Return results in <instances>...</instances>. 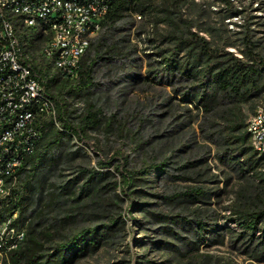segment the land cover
Listing matches in <instances>:
<instances>
[{
  "label": "rangeland",
  "instance_id": "1",
  "mask_svg": "<svg viewBox=\"0 0 264 264\" xmlns=\"http://www.w3.org/2000/svg\"><path fill=\"white\" fill-rule=\"evenodd\" d=\"M150 1L153 5L147 6L144 17L132 13L130 31L125 33L131 62L125 64L122 77L99 87L93 96L72 102V109L80 110L97 99L107 118L91 134L99 156L88 150L90 159H77L75 166L95 168L99 161L111 162L120 153L129 158L131 168L165 162L167 173L157 178L156 172H150L143 193L134 198L136 209L121 187L109 194L115 205L104 217L91 203L82 202L80 218L73 223L50 231L45 227L38 238L39 263L55 259L51 256L57 255L58 246L74 234L121 216L124 227L113 238L86 255L68 256L66 264H264V256L256 255L250 233L243 232L236 215L241 209L251 210L254 205L249 203L259 196L255 174L260 170L251 176L237 166L255 156H244L239 150L238 133H226L219 118L184 99L197 83H167L159 65L161 59L174 55L182 65L205 68L208 56L200 63L194 61L184 46L178 47L180 39L198 43L199 51L206 50L210 56L230 53L246 61L249 38L255 54L264 59V0ZM44 44L37 40L25 47L26 52L38 59ZM250 105L256 106L255 111L264 109V92ZM72 172H66V177L76 175ZM192 189L204 192L197 202L183 197ZM260 197L264 199L263 194ZM151 213L164 220L156 222ZM199 222L206 228L198 241L194 233ZM9 256L0 258V264Z\"/></svg>",
  "mask_w": 264,
  "mask_h": 264
},
{
  "label": "trees",
  "instance_id": "2",
  "mask_svg": "<svg viewBox=\"0 0 264 264\" xmlns=\"http://www.w3.org/2000/svg\"><path fill=\"white\" fill-rule=\"evenodd\" d=\"M150 0H112V8L105 18L101 31L91 42V46L80 64V77L75 82L58 79L51 73V65L34 57L26 58L22 53L21 62L30 65L33 75L44 85L46 93L54 101L58 111L60 128L53 121L45 122L39 130L42 139L37 152L28 161L23 171L19 188L15 191L20 216L17 223L27 225L26 246L10 254L8 261L2 264H40L38 238L55 228H65L80 218V203H91L99 216L104 217L115 202L110 193L122 187V195L133 202V209L138 208L134 198L142 194L141 187L149 183L151 171L157 178L167 173V163H154L131 168L128 157L117 153L111 162L99 161L98 167L87 165L75 166L77 159H90L88 150L99 156L92 143L91 134L96 133L106 121V113L97 99L89 100L84 109H72V102L93 96L95 90L109 85L122 77L125 64L130 61L131 51L126 34L130 31L132 13L145 16ZM20 38V45L23 42ZM185 47L198 63L206 56V66L198 70L194 66L182 65L174 55L161 59L162 78L174 84L176 80L197 83L184 95V99L197 102L207 114L219 118L226 133H238L239 150L244 156L252 153L253 160H247L241 171L254 176L257 169L258 195L249 204L250 209L236 212L240 227L250 233L249 242L255 245L256 255L264 256V159L250 147L247 121L254 114L256 106L250 105L264 92V59L254 52V45L245 40L246 58L243 61L230 53L210 54L199 51L198 43L180 39L178 47ZM204 46V45H203ZM206 46H204L205 48ZM198 51V52H197ZM124 66V67H123ZM107 82V83H104ZM252 114V115H253ZM111 127L110 123L107 125ZM116 162V166L114 163ZM115 166V167H114ZM111 168H114L112 173ZM73 171V177H66V172ZM119 177L118 181L116 178ZM80 183L82 185L80 186ZM116 194V193H115ZM204 196L201 189H192L183 197L198 201ZM119 200V197L115 195ZM167 201L168 198H163ZM247 200V199H245ZM144 209V206L139 207ZM156 222L164 220L160 215L151 213ZM131 222L135 219L129 217ZM125 219L119 216L115 220L103 223L99 227L85 229L74 234L65 244L59 245L55 259L44 264H66L68 256H83L101 247L109 238H113L118 229L123 228ZM179 224L178 221L175 222ZM206 224L198 223L194 236L199 241ZM165 232H170L168 227ZM257 234H259L257 236ZM245 236L244 234L242 235ZM242 238V237H240ZM245 238V237H244ZM141 264V263H140Z\"/></svg>",
  "mask_w": 264,
  "mask_h": 264
},
{
  "label": "built area",
  "instance_id": "3",
  "mask_svg": "<svg viewBox=\"0 0 264 264\" xmlns=\"http://www.w3.org/2000/svg\"><path fill=\"white\" fill-rule=\"evenodd\" d=\"M111 8L112 0H0V258L27 240L15 191L43 137L39 127L53 121L60 128L54 101L22 53L30 58L25 47L44 41L38 59L58 79L77 81ZM247 131L252 151L264 159V109L248 119Z\"/></svg>",
  "mask_w": 264,
  "mask_h": 264
}]
</instances>
